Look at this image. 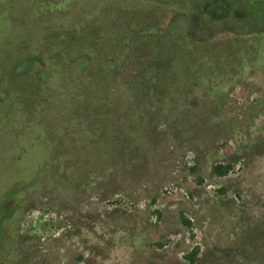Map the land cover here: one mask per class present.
<instances>
[{
  "label": "rangeland",
  "instance_id": "374dc122",
  "mask_svg": "<svg viewBox=\"0 0 264 264\" xmlns=\"http://www.w3.org/2000/svg\"><path fill=\"white\" fill-rule=\"evenodd\" d=\"M206 1L0 0V264H264V0Z\"/></svg>",
  "mask_w": 264,
  "mask_h": 264
},
{
  "label": "trees",
  "instance_id": "16d2710c",
  "mask_svg": "<svg viewBox=\"0 0 264 264\" xmlns=\"http://www.w3.org/2000/svg\"><path fill=\"white\" fill-rule=\"evenodd\" d=\"M129 54L130 55L127 56V60H134L135 58L136 61L139 59V62L143 61L144 63H147L150 59H153V60L159 59L158 48L153 46L150 42H144L143 39L139 40V42H137L133 46V50L130 51ZM258 148L259 147L257 145L254 146V149H258ZM233 166H234L233 163H217L214 165L212 169V174L218 177H225L229 175V173L233 170Z\"/></svg>",
  "mask_w": 264,
  "mask_h": 264
},
{
  "label": "flooded vegetation",
  "instance_id": "af4514ba",
  "mask_svg": "<svg viewBox=\"0 0 264 264\" xmlns=\"http://www.w3.org/2000/svg\"><path fill=\"white\" fill-rule=\"evenodd\" d=\"M224 1L226 3H228L226 6H229V7H227V8H225L226 6L221 7L218 5V3L210 6V4L212 2H214V0H207L206 2H204L203 6H202V10L207 15L213 13L214 17H212L210 15V18L213 20L227 19L229 17L239 18L240 15H237L236 11L240 12V14L243 16V18H245L246 16L249 15L247 9H236L234 7L233 1H231V0H224Z\"/></svg>",
  "mask_w": 264,
  "mask_h": 264
}]
</instances>
